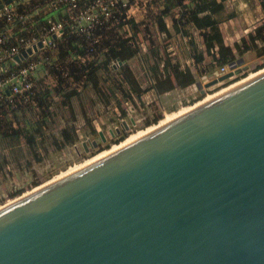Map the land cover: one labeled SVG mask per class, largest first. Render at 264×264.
<instances>
[{
  "label": "water",
  "instance_id": "obj_1",
  "mask_svg": "<svg viewBox=\"0 0 264 264\" xmlns=\"http://www.w3.org/2000/svg\"><path fill=\"white\" fill-rule=\"evenodd\" d=\"M46 182L0 205V264H264V66Z\"/></svg>",
  "mask_w": 264,
  "mask_h": 264
},
{
  "label": "trees",
  "instance_id": "obj_2",
  "mask_svg": "<svg viewBox=\"0 0 264 264\" xmlns=\"http://www.w3.org/2000/svg\"><path fill=\"white\" fill-rule=\"evenodd\" d=\"M51 1L28 0V4L19 3L17 5L18 10L25 11L29 16L24 21L14 20L9 24L2 23L3 29L8 27L12 29L9 35V42L14 43L15 37H38L47 26L48 18L54 16V12L45 7ZM183 1L163 0L164 5L160 15L171 16L172 8H180L178 17L173 22V28L176 32L183 30L182 32L189 36L188 42L196 65L204 63L202 49L210 56V61L205 65L206 67L202 72L210 73L213 69L228 66L231 61L237 57H242L249 51H254L257 57L264 55V24L257 26L254 30L248 32L246 36L241 37L231 48L225 45L219 29L220 22L234 15L232 12L225 13L224 0H189L192 5H188ZM36 4L40 5V8L37 9L38 11L33 9ZM124 23L129 27V36H126ZM139 25V23H135L129 18L125 22L121 21L116 25L96 30L95 34L100 36V42L94 45L92 54L86 52L87 41L85 37L82 38L67 33L62 39L56 41V47L51 50V54L54 57L53 60L58 64V68L53 66L46 67L48 75L55 81L53 86L50 87L44 82V76H42L43 78L38 76L35 92L29 97V100L24 102L19 99L14 103H9L8 100L0 99V148L6 149L8 152H3L0 156V173L6 165L15 162L14 156L11 155V152H14L15 149L22 153V149L26 148V152L29 153L31 158H28L25 163L30 165L31 160L35 162L42 161L43 156L39 151L40 148L44 149L43 145L47 136L50 139L58 138L60 140L58 146L61 148L73 146L78 141L75 126L70 123L62 128L60 127L57 132H53L51 135L47 134L45 124L53 122L54 119L50 108L55 101L51 94L59 95L62 104L67 106L72 114L74 111L72 104L76 100L75 97L78 93L73 85L74 83L81 84V90L90 88L99 97L104 95L98 93L102 90L99 86L100 76L102 72H107L113 68V61L120 59L123 62L136 56L138 48L135 46V42L137 41ZM191 27L201 30L200 44L188 34L191 33ZM152 47L154 48V46ZM153 48L150 49L154 51L152 55L160 53L159 50L157 51V49ZM47 54L51 55L48 52ZM142 55H145V53ZM77 56L84 57L85 60L81 61ZM263 66L264 64H260L257 68L259 69ZM243 75L220 84L228 85ZM184 77L189 84L195 81V78L188 70L184 71ZM122 78L125 85L113 82L112 86L109 85L107 87L110 97L106 98L105 96L107 103L110 102L113 95L116 96V106L119 109L120 117H124L126 112L121 108L120 102H118L120 99H118L117 93L114 92L115 89L121 93L124 99L133 100L139 99L143 92L128 67L123 70ZM152 78L156 79V76H152ZM153 87L157 93H161L162 90L157 82L153 84ZM157 120L158 117L151 119L148 124L155 123ZM91 131L96 133L94 127ZM124 137L125 134L115 139L114 142H120ZM54 140L56 141V139ZM37 184L36 181L33 183V185ZM21 192L22 190L19 189L16 193H11L10 196L13 197Z\"/></svg>",
  "mask_w": 264,
  "mask_h": 264
},
{
  "label": "rangeland",
  "instance_id": "obj_3",
  "mask_svg": "<svg viewBox=\"0 0 264 264\" xmlns=\"http://www.w3.org/2000/svg\"><path fill=\"white\" fill-rule=\"evenodd\" d=\"M252 20H254V23H252L250 31L254 30L255 26L257 27L261 24H264V21L263 22L261 20L255 21L254 17L252 18ZM153 30H151V27L146 26V31H147L146 32L145 28L139 25L137 41L135 42V46H137L138 48V53L136 54V56L133 57V59L127 61L128 63L123 61L120 64L117 60L113 61L112 62L113 68H111L107 72L106 71H104V73L102 72L100 79H99V82H100L99 86H100V89L102 90L99 91L98 93L104 94V95H101L99 97L98 95L93 93L92 90H90V88H87L86 90H77L78 93L76 94L75 98H76V101L78 102L75 105L76 110L74 109L73 114H72L69 108H67L66 106H63L61 103L59 104V102H61V97L59 95H55L54 93L51 94V96L53 95L52 97L56 105L51 106L50 110L53 113L52 114L53 118L55 120L57 119L55 123L47 122L45 124L46 130H49L51 134H52V131L57 132L59 129L57 127L62 126V123L65 121H67V123H64V124L68 125V123H70L76 128H78L79 134L83 133V130L81 129H85V127L88 126L89 122H91L94 126L99 125L102 128L103 126L101 125V119L105 120V117L107 116L113 117L114 116L113 113L115 111L114 107L117 105V101H116L117 98L115 95L112 96L110 103L106 102L105 96L106 98L110 97L109 96L110 92L109 91L107 92V87H109V85L112 86L113 82L115 84L122 83V85H125L123 83L122 74H123V70H125V67L129 65L128 67H130L131 70L133 71L134 78L136 77L135 80L140 85H142L144 89H147L146 91H144V94L142 95V97L144 101H148L149 103L147 105L145 104L141 105L143 100L124 99L121 93L117 89H115L114 92L117 93L116 95L118 96V99L120 100L124 99V100H129V101L131 100L132 102L131 101L130 102L132 103L134 107L136 106L135 109H137L136 114H135L136 116L133 114V117L134 118L136 117L135 118L136 122L133 125V128L125 134L124 139H122L120 142H114V140L111 142H108L106 145H104L103 147H101L100 149L94 152H91L85 155H77L75 154L76 150L74 149L73 146H66V147L61 148L58 146L60 143V140L58 138L50 139V137L47 136L46 140L44 141V145H43L44 149L40 148V151H39V153H41V155L43 156L42 161L35 162L31 160L30 165H26L25 163V161L28 158H31L29 153L26 152V148L22 149V153L17 149L13 157L15 159V162L10 163L9 168H6V171L8 172V174L5 176V179L7 180L0 184V205H3L4 203L11 201L15 197L21 195L24 192L31 190L37 185H40L46 181L50 182L55 177H58L62 173L67 172L70 168L78 167L79 165L85 163L86 161L93 158L97 154L110 150L116 145H120L131 134L136 133L137 131L144 130L147 127H150V126H153L159 123L166 113L177 111L184 106H190L193 103L205 98L207 94L210 95L227 85V84L214 85L211 88L207 89L206 94L204 95H197L198 92L194 91L195 98L190 97L187 102L185 101L182 103L175 104L174 110H172L173 107L171 108L170 106L174 104V101H176L175 99H178V97H180V95H178L179 93L177 92H173L171 96H167L166 98H164L163 106L161 105L159 106L158 104H155V102L156 103H159V102L156 99H152L151 96L145 97V95H151V91L148 94H145V92L149 91L150 90L149 87H152V86L149 83L148 77L143 71V63L141 62L140 56L141 54L146 53L147 51L150 53L154 52L153 50H150L151 48H153L152 45L154 46L153 49H157V51L159 50L160 52L162 51L163 53H165L164 46L167 45V42H168L166 41V38L163 39L162 36L159 37L160 38V41H159L157 37H154L157 35L153 32ZM148 35H151L152 38L151 37L150 38L151 40L153 39L152 41L149 40ZM153 37L155 38V40ZM154 41H155V44H154ZM228 41H232V38L228 39ZM242 57L244 59V64L248 66V69L246 72L243 73L244 74L243 76H246L254 72L255 70H257L258 65L264 64V55L257 57L254 51H249L245 53ZM38 76H40V72H38ZM44 82L45 83L47 82L48 83L47 85L50 87L54 85V81L51 78L49 79L44 78ZM120 100H118V102H120ZM133 102H136L135 105ZM77 104H79V107L77 106ZM146 106L148 107L145 108ZM156 117H158L157 122L148 124V121ZM74 118H76L78 121L74 120ZM96 137L97 136L94 135V138ZM54 139H56V141ZM75 145H77L78 150L81 148L79 141ZM22 154L24 155L23 157H22ZM35 181L38 183L37 185H33ZM19 189L22 190L21 193L13 197L10 196L11 193H16Z\"/></svg>",
  "mask_w": 264,
  "mask_h": 264
},
{
  "label": "crops",
  "instance_id": "obj_4",
  "mask_svg": "<svg viewBox=\"0 0 264 264\" xmlns=\"http://www.w3.org/2000/svg\"><path fill=\"white\" fill-rule=\"evenodd\" d=\"M128 1L131 3L130 4L131 8L128 12L129 17L135 23H139L144 28L146 26H149L151 27V30L154 29L153 32L157 35L154 37H157L159 41H160L159 38L160 36H162L163 39L166 38V41H168L167 45L164 46L165 53L161 51L156 55H152L153 53L146 52L145 55L141 54L140 56L141 62L143 63V71L145 72L146 76L148 77L149 83L152 86L149 87L150 88L149 91L145 92V94H148L151 91V95H145V97L151 96L152 99L158 100L159 103L155 102V104H158L159 106L160 105L163 106L164 98H166L167 96H171L173 92H177L179 93L178 95H180V97H178V99H175L177 102L174 101V104L170 106L171 108L173 107L172 110H174L175 104L182 103L185 101L187 102L190 97L195 98L194 91L198 92L197 95H201L199 93V88H200L199 84L203 85L205 82L218 77L217 74L218 68L213 69L210 73L202 72L206 67L205 65L210 61V56L207 55L204 49H202L204 63L198 65L194 63L192 57V50L188 42L189 36H187L186 33H183L182 32L183 30H180V32H176L173 28V22L174 20L177 19L180 8L179 7L172 8L170 12L171 16H162L160 15V11L162 10L164 5L163 0H128ZM183 2L188 5L190 4L192 5V2H189V0H184ZM224 5H225V13L232 12L234 13V15L233 17L229 19H225L222 22H220L219 29L223 36V41L225 45H228L231 48H233L234 43L238 42L241 39V37L246 36L247 32L250 31L251 25L252 23H254V20H252L253 17L255 18V21L256 20L258 21L261 20L262 22L264 21V0H224ZM190 29H191V33L188 34L200 44L201 30L196 29L194 27H191ZM148 37L150 41L153 40V39L151 40L152 38L151 35H148ZM230 38H232V41H228V39ZM233 51L235 50L233 49ZM129 60H126L125 62ZM128 68L131 74L133 75V71L131 70V68L130 67ZM185 70H188L195 78V81L193 83L191 84L187 83L184 77ZM152 76H156V79H153ZM40 77H42L41 73H40ZM155 82L159 84L162 90L160 94L157 93L155 88L153 87V84ZM140 88H142L143 92L141 93L139 99L143 100L142 95L144 94V91H146L147 89H144L142 85H140ZM77 102L78 101L75 100L74 103L72 104L75 110H76L75 105ZM60 103L62 104V102H59V104ZM133 103L135 105L136 102ZM148 103H149L148 101L143 100L141 105L142 104L147 105ZM53 104L56 105L55 102H53ZM77 106L79 107V104H77ZM135 107H133V109L129 112L130 114L128 115L127 118L128 122L131 118H133V120L136 122L135 119L136 117L135 118L133 117V114L135 115L137 110L135 109ZM147 107L148 106H146L145 108ZM114 110L115 111L113 113L114 115L113 117L107 116L105 117V120L101 119V125L103 126L102 128L106 134L108 133V129L112 125H116L119 121L120 118L119 112L116 111L115 107ZM56 120L53 119V123H55ZM74 120L77 119L74 118ZM64 123H67V121L62 123V126H60L61 128L66 125ZM93 127L94 130L96 131L95 126L91 122H89L88 126L85 127V129H81L83 130V133L81 134L78 133L79 129L75 127V133L78 135V141L80 142L87 138L93 139L94 135H97V132L92 133L91 129ZM53 132L55 131H52V133ZM47 134L51 135V132L47 130ZM12 149L14 150V148ZM3 152L8 153L6 149L0 148V156L2 155ZM15 152L16 149L14 152H11V155L14 156ZM6 168H9V164L6 165L3 171L0 173V184L7 180L5 179V176L8 174Z\"/></svg>",
  "mask_w": 264,
  "mask_h": 264
},
{
  "label": "built area",
  "instance_id": "obj_5",
  "mask_svg": "<svg viewBox=\"0 0 264 264\" xmlns=\"http://www.w3.org/2000/svg\"><path fill=\"white\" fill-rule=\"evenodd\" d=\"M19 3L28 4V0H14L8 4L2 3L0 8V99L8 100L9 103H14L19 99L24 102L29 100V97L35 92L38 72L45 79L51 78L46 67L58 68V64L54 62V57L51 54V50L57 45V40L62 39L67 33L85 37L87 41L86 52L92 54L94 45L100 42V36L95 34V31L116 25L121 21L125 22L130 18L128 12L131 8V3L128 0H52L45 7L53 11L54 16L48 18L47 26L42 33L38 37H15V42L10 43L9 35L12 29L10 27L3 29L2 23L9 24L14 20L24 21L29 16L25 11L18 10L17 5ZM38 8L40 5L37 4L33 7L36 10ZM124 29L126 36H129L130 30L125 23ZM38 41H41L42 47L37 48L36 51L33 50L31 54L19 62L14 59L21 51L31 48ZM47 52L51 55H48ZM77 58L81 61L85 60L84 57L77 56ZM227 71L228 66H222L218 68L217 74L220 76ZM243 73L234 75L228 80H232ZM52 80L54 81V79ZM73 85L76 90H81V84L74 83ZM130 101L120 100V106L125 110L126 115L120 117L118 123L121 120H127L129 112L134 107ZM115 109L116 111L119 110L117 106ZM116 125H112V127ZM95 128L97 133L103 131L99 125H95Z\"/></svg>",
  "mask_w": 264,
  "mask_h": 264
},
{
  "label": "bare ground",
  "instance_id": "obj_6",
  "mask_svg": "<svg viewBox=\"0 0 264 264\" xmlns=\"http://www.w3.org/2000/svg\"><path fill=\"white\" fill-rule=\"evenodd\" d=\"M208 96H209V95H208ZM186 107H188V106H184V107L180 108L179 110L174 111V112H171V113H166L162 120H164V119L170 117L171 115L175 114L176 112H178V111H180V110H182V109H184V108H186ZM162 120H160V122H161ZM153 126H154V125H153ZM150 127H152V126H150ZM150 127H147V128L144 129V130L137 131L136 133L131 134V135H130V136H129L124 142H122L120 145H122L123 143L127 142L129 139H131V138L134 137L135 135H137V134H139V133H141V132H143V131L149 129ZM120 145H116V146H114L113 148L111 147L112 149H110V150H107V151H104V152H102V153H100V154H97L96 156H94L93 158L89 159V160L86 161L85 163L79 165L78 167H75V168L72 167V168H70L67 172L62 173L61 175H59L58 177H55V178H54L53 180H51V181L57 180V179H59L60 177H62V176H64V175L68 174L69 172H71V171H73V170H75V169H77V168H80V167L84 166L85 164L91 162L92 160H94V159H96V158H99V157H101V156H103V155L109 153L110 151H112L113 149H115L116 147H118V146H120ZM51 181H50V182H51ZM46 183H49V182H46Z\"/></svg>",
  "mask_w": 264,
  "mask_h": 264
},
{
  "label": "flooded vegetation",
  "instance_id": "obj_7",
  "mask_svg": "<svg viewBox=\"0 0 264 264\" xmlns=\"http://www.w3.org/2000/svg\"><path fill=\"white\" fill-rule=\"evenodd\" d=\"M133 128V125L129 124V129L131 130ZM126 134L125 131H121L120 134L115 133L114 137H111L110 134H106V140L105 142L100 141L99 139L97 140V147H89L88 152H85L84 149L80 148L79 150L75 151V154L77 155H85L91 152H94L98 149H100L101 147H103L104 145H106L108 142H111L117 138H119L120 136Z\"/></svg>",
  "mask_w": 264,
  "mask_h": 264
}]
</instances>
